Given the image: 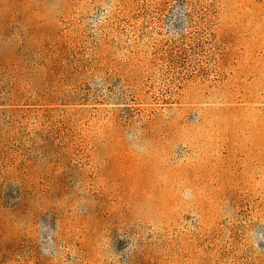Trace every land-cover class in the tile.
Returning <instances> with one entry per match:
<instances>
[{"label":"rangeland","instance_id":"rangeland-1","mask_svg":"<svg viewBox=\"0 0 264 264\" xmlns=\"http://www.w3.org/2000/svg\"><path fill=\"white\" fill-rule=\"evenodd\" d=\"M0 264H264V0H0Z\"/></svg>","mask_w":264,"mask_h":264}]
</instances>
